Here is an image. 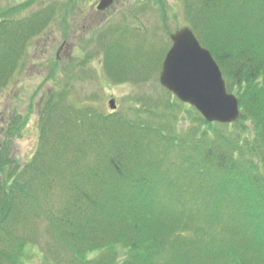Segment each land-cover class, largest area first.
Wrapping results in <instances>:
<instances>
[{
  "label": "rangeland",
  "instance_id": "obj_1",
  "mask_svg": "<svg viewBox=\"0 0 264 264\" xmlns=\"http://www.w3.org/2000/svg\"><path fill=\"white\" fill-rule=\"evenodd\" d=\"M198 1L114 0L109 10L101 12L95 8L99 0H0V20L17 21L11 25L16 32L17 24L33 13L40 11L47 17L27 32L21 71L16 70L12 77H7V72L5 78L0 76V196L10 175L23 182L29 178L28 163L39 162L55 176L54 188L48 193L31 178L30 191L39 207L27 202L17 213L13 228L27 240L17 250L18 264L73 263L71 248L59 240L46 218L49 213L57 219L76 188L84 183L73 162H95L97 152L105 151L122 134L130 135L128 140L135 146L140 140L139 158L151 162L157 157L175 161L182 148V153H190L193 141L203 139L202 131L194 135L205 126L191 106L158 81L161 62L171 46L169 35L174 31L188 27L209 50L207 40L211 38H206L203 22L216 15L201 14ZM233 6L226 9V14H232L228 19L250 25L247 36L264 37V21L258 26L253 23L262 16L246 9L232 10ZM216 35L225 38L218 26ZM110 42L113 45L107 52ZM231 93L238 97L235 88ZM110 99L115 109L109 107ZM249 110L245 104L240 111L243 117L224 130L231 131L236 142L254 136ZM102 118L109 119L99 120ZM126 120L142 122L145 129L140 131L132 123V127L126 126ZM159 125L166 134H175L179 145L174 151L156 137L159 133L153 128ZM80 151L86 159L81 160ZM172 166H165L164 173ZM70 181L75 185L69 186ZM17 210L13 208L14 213ZM129 211L134 213L135 209ZM119 245L113 249L115 264L127 256ZM216 247L213 241L182 244L172 251L167 264H225L214 255ZM7 248L14 256V247ZM96 256L94 251L83 259Z\"/></svg>",
  "mask_w": 264,
  "mask_h": 264
},
{
  "label": "trees",
  "instance_id": "obj_2",
  "mask_svg": "<svg viewBox=\"0 0 264 264\" xmlns=\"http://www.w3.org/2000/svg\"><path fill=\"white\" fill-rule=\"evenodd\" d=\"M198 4L201 14L216 15L203 22L206 38H211L207 48L221 70L227 91L235 88L241 113L248 104L254 136L236 142L231 131H224L233 123H208L191 106L205 126L194 135L202 131L203 139L194 138L190 153H182V148L175 161L160 157L152 162L140 160V140L135 146L128 140L130 135L122 134L104 152H97L95 162H73L83 185L76 188L57 219L46 213L50 227L73 252L70 264H115L116 244L127 253L118 264H167L174 255L172 251L182 244L202 241L215 242L214 255L225 264H264V37L247 36L250 25L228 19L232 14H226V9L235 4L232 10L246 9L262 16L253 22L258 26L264 21V0H199ZM42 13H33L17 24V32L11 28L17 21L0 20L3 78L5 72L12 77L16 70L21 71L27 32L47 21ZM217 26L222 34L225 32V38L216 35ZM54 120L58 121L57 117ZM131 123L140 131L145 129L142 122L126 120V126L132 127ZM161 126H153L159 133L156 137L174 151L179 145L175 134H166ZM28 165L30 176L26 181L10 175L8 185L1 187L6 190L0 196V264H18L17 250L27 241L13 225L27 202L39 207L30 191L31 178L38 180L44 193L51 192L55 185L52 170L39 162ZM171 165L170 172L164 173L165 166ZM65 169L70 170L66 165ZM75 183L70 181L68 185ZM15 207L19 210L14 213ZM130 209H135L134 213ZM8 246L14 247V256L8 253ZM94 251L95 258L83 259Z\"/></svg>",
  "mask_w": 264,
  "mask_h": 264
},
{
  "label": "water",
  "instance_id": "obj_3",
  "mask_svg": "<svg viewBox=\"0 0 264 264\" xmlns=\"http://www.w3.org/2000/svg\"><path fill=\"white\" fill-rule=\"evenodd\" d=\"M112 0H99L104 10ZM171 46L160 67L159 84L176 98L192 106L208 123L230 124L240 116L239 100L228 92L216 61L202 47L192 30L184 26L169 35ZM115 109L114 100L108 101Z\"/></svg>",
  "mask_w": 264,
  "mask_h": 264
},
{
  "label": "flooded vegetation",
  "instance_id": "obj_4",
  "mask_svg": "<svg viewBox=\"0 0 264 264\" xmlns=\"http://www.w3.org/2000/svg\"><path fill=\"white\" fill-rule=\"evenodd\" d=\"M113 1H114V0H112V3H111V5H109V7H107L106 9H104V10H98V11H101V12H103V11L109 10V9H110V7H111V6H113ZM95 8H96V6H95Z\"/></svg>",
  "mask_w": 264,
  "mask_h": 264
}]
</instances>
